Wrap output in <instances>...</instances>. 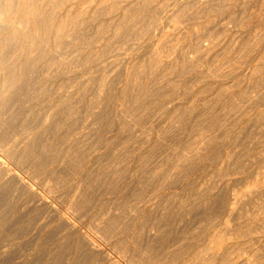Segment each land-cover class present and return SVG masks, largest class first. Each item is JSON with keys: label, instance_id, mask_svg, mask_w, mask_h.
<instances>
[{"label": "rangeland", "instance_id": "rangeland-1", "mask_svg": "<svg viewBox=\"0 0 264 264\" xmlns=\"http://www.w3.org/2000/svg\"><path fill=\"white\" fill-rule=\"evenodd\" d=\"M30 2L44 11L29 18L30 44L22 34L0 41V81L18 78L0 93V176L8 168L0 178V264H264V219L246 223L264 218V186L244 193L233 214L228 208L231 193L264 165V0ZM15 174L47 203L40 205ZM235 228L244 235L239 244L216 245Z\"/></svg>", "mask_w": 264, "mask_h": 264}, {"label": "bare ground", "instance_id": "bare-ground-1", "mask_svg": "<svg viewBox=\"0 0 264 264\" xmlns=\"http://www.w3.org/2000/svg\"><path fill=\"white\" fill-rule=\"evenodd\" d=\"M1 1V0H0ZM5 1V3H4V6L3 7H1L0 6V41H4V40H7V39H12L13 37H16V36H18L19 34H22V37H24L23 38V40H24V42H25V44H30V41H31V39L29 40V39H27V29L30 27V23H29V18H30V16L32 15V16H34L35 18H37V17H39L41 14H42V12H44V11H39L38 10V8H37V5H36V7H34L32 4H31V0H16V5H14L15 3H12V0H4ZM51 1V0H50ZM55 1V0H54ZM62 1V0H61ZM114 1V0H113ZM116 1V0H115ZM200 1V0H199ZM109 2H110V0H109ZM112 2V1H111ZM119 2H121V1H119ZM181 2V1H180ZM179 2V3H180ZM61 3V2H60ZM117 3V2H116ZM116 3L114 4V3H112V4H114V5H116ZM148 3V2H147ZM41 4V3H40ZM106 4V3H105ZM119 6H120V4L119 3H117ZM146 4V3H145ZM149 4V3H148ZM181 4V3H180ZM179 4V5H180ZM203 4V3H202ZM205 4V3H204ZM58 5V4H57ZM60 5V4H59ZM107 5V4H106ZM133 5V4H132ZM185 5V4H184ZM193 5V4H192ZM41 6V5H40ZM53 6V5H52ZM126 6V5H125ZM178 6V5H177ZM196 6V5H195ZM14 7L16 8L15 9V13H13V11H14ZM100 7V10L102 9V7L101 6H99ZM117 7V6H116ZM131 7V6H130ZM130 7H129V9H130ZM172 7V6H171ZM189 6H187V8H188ZM52 8V7H51ZM50 8V9H51ZM59 8V7H58ZM105 9H106V7H104ZM107 8H109V7H107ZM132 8V7H131ZM159 8V7H158ZM177 8V7H176ZM40 9V8H39ZM42 9V8H41ZM110 9V8H109ZM181 9V8H180ZM186 9V8H185ZM123 11H124V8L122 9ZM136 10V9H135ZM140 10V9H139ZM80 11H81V9H80ZM105 12H107L106 10H104ZM109 11H111V9L109 10ZM108 11V12H109ZM126 11H129V10H127V9H125V11L124 12H126ZM136 11H138V10H136ZM141 11V10H140ZM172 11H176V10H171V13L169 12V14H172ZM213 11V10H212ZM51 12H53V10L51 11ZM50 11H49V14L51 13ZM94 12V11H93ZM102 12V11H101ZM104 12V13H105ZM112 12H114V10L112 11ZM77 13V12H76ZM115 13V12H114ZM118 13V12H117ZM140 13V12H139ZM139 13H138V15H139ZM179 13V12H178ZM95 14V13H94ZM94 14H92V15H94ZM109 14V13H108ZM54 15V14H53ZM80 15V14H79ZM105 15H106V13H105ZM134 15V14H133ZM162 15V14H161ZM176 15V14H175ZM175 15L173 16L174 17V19H176L177 17H175ZM180 15V14H179ZM195 15V14H194ZM49 16V15H48ZM47 16V17H48ZM143 16V15H142ZM193 16V15H192ZM55 17V16H54ZM148 17V16H147ZM167 17H169L168 15L166 16V18ZM200 17V16H199ZM49 18V17H48ZM149 18V17H148ZM34 19V18H33ZM50 19V18H49ZM74 19V18H73ZM144 19V18H143ZM151 19V18H150ZM158 19V18H157ZM171 19H173V18H171ZM170 18H169V20H171ZM190 19V18H189ZM42 20V19H41ZM129 20V19H128ZM127 20V21H128ZM139 20V19H138ZM152 20V19H151ZM150 20V21H151ZM154 20H155V17H154ZM176 20H178V19H176ZM175 20V21H176ZM70 21H72V20H70ZM149 21V20H148ZM157 20H155L154 22H156ZM174 21V22H175ZM36 22H38V21H36ZM55 22V21H54ZM120 22V21H119ZM146 22H147V20H146ZM152 22V21H151ZM173 22V21H172ZM71 23V22H70ZM117 23V22H116ZM139 23V22H138ZM144 23V22H143ZM148 23H150V22H148ZM153 23V22H152ZM159 23H161V22H159ZM171 23V22H170ZM84 24V23H83ZM119 24V23H118ZM133 24V23H132ZM155 25H156V23H154ZM154 24H153V26H154ZM157 24H158V22H157ZM39 25V24H38ZM64 25V24H63ZM82 25V24H81ZM138 25V24H137ZM140 25H141V23H140ZM147 24H145V26H146ZM149 25V24H148ZM147 25V26H148ZM158 25H160V24H158ZM83 26V25H82ZM82 26H81V28H82ZM116 26H117V24H116ZM157 26V25H156ZM64 27V26H63ZM115 27V26H114ZM118 27H120L119 25H118ZM155 27V26H154ZM153 27V28H154ZM178 27H180V26H178ZM116 28V27H115ZM148 28V27H147ZM157 27H155L154 29L155 30H157L156 29ZM57 29H58V31L60 32L61 30H62V25L61 24H59L58 25V27H57ZM117 29H119V28H117ZM141 29H142V27H141ZM98 30V29H97ZM124 30V29H123ZM150 30H151V28H150ZM174 30V29H173ZM58 31H56L57 33H58ZM149 31V30H148ZM176 31V30H175ZM38 32V31H37ZM156 33H157V31H155ZM154 32V33H155ZM155 33V34H156ZM176 33V32H175ZM37 34V33H36ZM84 34V33H83ZM159 34V33H158ZM163 34V33H162ZM45 35V34H44ZM43 35V36H44ZM56 35V34H55ZM62 35V34H61ZM128 35V34H127ZM151 35V34H150ZM38 36V35H37ZM36 36V37H37ZM58 36H59V34H58ZM116 36V35H115ZM154 36V35H153ZM156 36V35H155ZM163 36V35H162ZM57 37V36H56ZM39 38V37H38ZM37 38V39H38ZM45 38V37H44ZM73 38H74V36H73ZM100 37H98V39H99ZM156 38V37H155ZM160 38V37H159ZM163 38V37H162ZM61 39V38H60ZM91 39V38H90ZM113 39V38H112ZM116 39V38H115ZM161 39V38H160ZM159 39V40H160ZM18 40V39H17ZM158 40V39H157ZM157 40H156V42H157ZM162 40V39H161ZM164 40V39H163ZM37 41V40H36ZM58 41V40H57ZM147 41H150V40H147ZM64 42V41H63ZM62 42V43H63ZM7 42H5V44H6ZM37 43V42H36ZM79 43V42H78ZM4 44V45H5ZM43 44V43H42ZM87 44H89V43H87ZM117 44V43H116ZM158 44H160V42L158 43ZM90 45V44H89ZM96 45H97V43H96ZM118 45V44H117ZM6 47H7V45H5ZM47 46V45H46ZM56 46V45H55ZM155 46V45H154ZM197 46V45H196ZM2 48H3V46H1ZM0 47V48H1ZM14 47V46H13ZM27 47V46H26ZM35 47V46H34ZM33 47V48H34ZM63 47V46H62ZM136 47V46H135ZM156 47H158V45L156 46ZM1 48V49H2ZM17 48H19V46H17ZM32 48V49H33ZM3 49H5V48H3ZM27 49V48H26ZM39 48H37V50H38ZM46 49V48H45ZM136 49V48H135ZM155 49V48H154ZM196 50H197V47H196ZM5 51V50H4ZM4 51H2V50H0V55H1V60H0V73H1V71L2 70H4V69H6V67H5V64H6V59H5V63L3 62L4 60H3V57H5L6 58V56H2V54L1 53H4ZM12 51V50H11ZM39 51V50H38ZM37 51V52H38ZM154 51V50H153ZM25 52H28L29 53V50H26ZM198 52V51H197ZM152 53V52H151ZM10 54V53H9ZM3 55H5V54H3ZM20 55H22V54H20ZM92 55V54H91ZM193 55V54H192ZM12 56V55H11ZM31 56H32V54H31ZM95 56V55H94ZM196 56V55H195ZM215 56V55H214ZM27 57V56H26ZM184 57V56H183ZM190 57H192V56H190ZM223 57V56H222ZM8 58V57H7ZM9 58H10V55H9ZM8 58V59H9ZM21 58V57H20ZM234 58V57H233ZM27 59H29V58H27ZM99 59V58H98ZM135 59V58H134ZM192 59V58H191ZM231 59V58H230ZM93 60V59H92ZM117 60V59H116ZM8 61V60H7ZM29 61V60H28ZM129 61V60H128ZM132 61V60H131ZM184 61V60H183ZM190 61V60H189ZM202 61V60H201ZM213 61V60H212ZM228 61V60H227ZM15 62V61H14ZM33 62V61H32ZM86 62V61H85ZM93 62H94V60H93ZM134 62V61H133ZM15 63H17V62H15ZM15 63H13V64H11L10 66H9V64H8V66L9 67H11L12 65L13 66H20V62H19V64H15ZM24 63V62H23ZM26 63H28V62H25L24 64H26ZM40 63V62H39ZM83 63V62H82ZM90 63V62H89ZM92 63V62H91ZM147 63H148V61H147ZM15 64V65H14ZM23 64V65H24ZM32 64V63H31ZM30 64V65H31ZM84 64V63H83ZM105 63H103V65H104ZM215 64V63H214ZM47 65V64H46ZM72 65H74V64H72ZM150 65V64H149ZM200 65V64H199ZM262 65V64H261ZM25 66V65H24ZM54 66V65H53ZM101 66H102V64H101ZM104 66H106V64L104 65ZM104 66H102V67H104ZM112 67V63H111V65L109 64V67ZM128 66H129V64H128ZM144 66V65H143ZM220 66V65H219ZM21 67V66H20ZM108 67V68H109ZM130 67V66H129ZM138 67V66H137ZM136 67V68H137ZM263 67V66H262ZM23 68V67H22ZM32 68H33V66H32ZM82 68V67H81ZM142 68V67H141ZM9 69V68H8ZM11 69V68H10ZM77 69V68H76ZM80 69V68H79ZM217 69V68H216ZM20 70V69H19ZM25 70V69H24ZM81 70V69H80ZM103 70V69H102ZM105 70V69H104ZM138 70V69H137ZM143 70V69H142ZM10 71V70H9ZM23 70L21 69V72H22ZM29 71V70H28ZM31 71V70H30ZM30 71L28 72V73H30ZM72 71V70H71ZM79 71V70H78ZM101 71V70H100ZM182 71V70H181ZM215 71V70H214ZM3 72V71H2ZM12 72H17V71H12ZM20 72V73H21ZM33 72V71H32ZM97 72V71H96ZM130 72L131 71H129V74H130ZM135 72V71H134ZM143 72V71H142ZM23 73V72H22ZM21 73V74H22ZM24 73H25V71H24ZM72 73V72H71ZM101 73V72H100ZM102 73H104V72H102ZM183 73V72H182ZM2 74H4V73H2ZM7 74V73H6ZM14 74V73H13ZM27 74V73H26ZM25 74V75H26ZM32 74V73H31ZM11 75V74H10ZM17 75V74H16ZM16 75H14L15 77H16ZM86 74H84V76H85ZM102 75V74H101ZM141 75V74H140ZM6 76V75H5ZM5 76H3V80H1L0 82V93L2 92L3 93V91L5 90L6 92H8V90H6L5 89V87L7 86V88H8V86H9V88H10V86H14L17 82H18V78L17 79H15L14 77L13 78H10V76L7 78V76L5 77ZM19 76V75H18ZM58 76V75H57ZM83 76V77H84ZM100 76V75H99ZM129 76V75H128ZM133 76V75H132ZM163 76V75H162ZM11 77H12V75H11ZM91 77V76H90ZM6 78V79H5ZM23 78V77H22ZM37 78V77H36ZM48 78H50V77H48ZM75 78H77V77H75ZM85 78V77H84ZM103 78V77H102ZM129 78V77H128ZM178 78V77H177ZM228 78V77H227ZM82 79V78H81ZM90 79V78H89ZM92 79V78H91ZM105 79H106V77H105ZM149 79V78H148ZM47 80V79H46ZM74 80V79H73ZM84 80H86V79H84ZM102 80V79H101ZM114 80V79H113ZM135 80V79H134ZM173 80V79H172ZM127 81V80H126ZM87 83L88 81H84L83 83ZM61 83V82H60ZM63 83V82H62ZM83 83H82V85H83ZM98 83V82H97ZM102 84V83H101ZM115 84H117V83H115ZM126 84V83H125ZM140 84V83H139ZM240 84V83H239ZM62 85H64V84H62ZM62 85H60V87L62 86ZM66 85V84H65ZM73 85H76V83L75 84H73ZM88 85H90V84H88ZM133 85V84H132ZM234 85V84H233ZM68 86H70V85H68ZM11 87V88H12ZM17 87H18V85H17ZM16 87V88H17ZM32 87V86H31ZM59 87V86H58ZM57 87V88H58ZM66 87H67V85H66ZM72 87H74V86H71L70 88H72ZM100 87V86H99ZM226 87H228V86H226ZM234 87V86H233ZM258 87V86H257ZM30 88V87H29ZM34 88V87H33ZM41 88V87H40ZM63 88V87H62ZM115 88V87H114ZM117 88V87H116ZM28 89V88H27ZM92 89V88H91ZM102 89H103V87H102ZM161 89V88H160ZM11 90V89H10ZM21 90V89H20ZM19 90V91H20ZM23 90V89H22ZM60 90H62V89H60ZM82 90H83V88H82ZM90 90V89H89ZM88 90V91H89ZM107 90V89H106ZM112 90H114V89H112ZM126 90V89H125ZM142 90V89H141ZM220 90V89H219ZM226 90V89H225ZM254 90V89H253ZM4 91V92H5ZM14 91V90H13ZM56 91V90H55ZM59 91V90H58ZM67 91H69V90H67ZM83 91H85V90H83ZM87 91V90H86ZM86 91H85V93H86ZM117 91V90H116ZM71 92V91H70ZM77 92V91H76ZM100 92V91H99ZM259 92V91H258ZM2 93H1V95H2ZM84 93V92H83ZM144 93V92H143ZM243 93V92H242ZM5 94V93H4ZM7 94V93H6ZM53 94V93H52ZM95 94V93H94ZM248 94V93H247ZM263 94V93H262ZM61 95H63V94H61ZM67 95H68V93H67ZM79 95H80V93H79ZM170 95V94H169ZM6 96V95H5ZM11 96V95H10ZM16 96V95H15ZM90 96H91V94H90ZM100 96V95H99ZM119 96V95H118ZM258 96V95H257ZM8 97V96H7ZM12 97V96H11ZM25 97V96H24ZM28 97V96H27ZM121 97V96H120ZM142 97V96H141ZM60 98V97H59ZM115 98V97H114ZM116 98H118V97H116ZM242 98V97H241ZM8 99V98H7ZM14 99V98H13ZM101 99V98H100ZM244 99V98H243ZM258 99V98H257ZM48 100V99H47ZM63 100V99H62ZM78 100V99H77ZM147 100V99H146ZM177 100V99H176ZM6 101V100H5ZM16 101V100H15ZM102 101V100H101ZM256 101V100H255ZM37 102V101H36ZM50 102H51V100H50ZM62 102V101H61ZM93 102V101H92ZM103 102V101H102ZM109 102V101H108ZM152 102V101H151ZM174 102H175V100H174ZM60 103V102H59ZM65 103V102H64ZM262 103V102H261ZM27 104V103H26ZM30 104V103H29ZM63 104V103H62ZM127 104V103H126ZM233 104V103H232ZM4 105V104H3ZM39 105V104H38ZM57 105H59V104H57ZM65 105V104H64ZM113 105V104H112ZM248 105V104H247ZM251 105V104H250ZM37 106V105H36ZM69 106V105H68ZM91 106V105H90ZM164 106V105H163ZM263 106V105H262ZM7 107V106H6ZM20 107V106H19ZM24 107V106H23ZM59 107V106H58ZM61 107V106H60ZM59 107V108H60ZM78 107V106H77ZM108 107V106H107ZM114 107V106H113ZM178 107V106H177ZM257 107V106H256ZM12 108V107H11ZM11 108H10V111H11ZM25 108V107H24ZM45 108V107H44ZM72 108V107H71ZM87 108V107H86ZM96 108V107H95ZM255 108V107H254ZM37 109V108H36ZM106 110H107V108H105ZM104 109V110H105ZM176 109V108H175ZM20 110V109H19ZM24 110V109H23ZM56 110V109H55ZM54 110V111H55ZM102 110V109H101ZM125 110V109H124ZM135 110V109H134ZM247 110V109H246ZM3 111V110H2ZM17 111V110H16ZM21 111V110H20ZM51 111V110H50ZM49 111V113H52L51 115H53L54 116V111H52V112H50ZM57 111V110H56ZM136 111V110H135ZM253 111V110H252ZM58 112V111H57ZM61 112V111H60ZM72 112V111H71ZM74 112V111H73ZM103 112V111H102ZM17 113V112H16ZM59 113V112H58ZM68 113V112H67ZM77 113V112H76ZM111 113H113V112H111ZM115 113V112H114ZM263 113V112H262ZM261 113V114H262ZM13 114V113H12ZM29 114V113H28ZM40 114H41V112H40ZM63 114V113H62ZM66 114V113H65ZM98 114H100V113H98ZM9 115V114H8ZM34 115V114H33ZM39 115V114H38ZM50 115V116H51ZM68 115V114H67ZM70 115H71V113H70ZM79 115V114H78ZM93 115V114H92ZM141 115V114H140ZM7 116V115H6ZM44 116V115H43ZM42 116V117H43ZM49 116V117H50ZM66 116V115H65ZM88 116V115H87ZM116 116V115H115ZM173 116V115H172ZM36 117H37V114H36ZM46 117V116H45ZM45 117H43L42 119L44 120V118ZM52 117V116H51ZM55 117V116H54ZM63 117V116H62ZM237 117V116H236ZM14 118V117H13ZM18 118V117H17ZM28 118V117H27ZM108 118V117H107ZM106 118V119H107ZM119 118H120V116H119ZM261 118V117H260ZM15 119V118H14ZM49 119V118H48ZM65 119V118H64ZM96 119V118H95ZM109 119V118H108ZM1 120V119H0ZM16 120V119H15ZM46 120H47V117H46ZM45 120V121H46ZM70 120V119H69ZM98 120V119H97ZM121 120V119H120ZM5 121V120H4ZM28 121V120H27ZM26 121V122H27ZM50 121V120H49ZM53 121V120H52ZM102 121V120H101ZM100 121V122H101ZM110 121V120H109ZM9 122V121H8ZM24 122V121H23ZM30 122V121H29ZM47 122V121H46ZM45 122V123H46ZM76 122V121H75ZM74 122V123H75ZM99 122V123H100ZM124 122V121H123ZM252 122H254V121H252ZM3 123V122H2ZM19 123V122H18ZM88 123V122H87ZM90 123V122H89ZM95 123V122H94ZM93 123V124H94ZM9 124V123H8ZM35 124V123H34ZM38 124V123H37ZM36 124V125H37ZM48 124V123H47ZM67 124V123H66ZM76 124V123H75ZM96 124H98V123H96ZM111 124V123H110ZM255 124V123H254ZM5 125V124H4ZM32 125V124H31ZM46 125V124H45ZM45 125H43V126H45ZM74 125V124H73ZM261 125V124H260ZM21 126V125H20ZM38 126V125H37ZM37 126H36V128H37ZM57 126V125H56ZM75 126V125H74ZM86 126V125H85ZM88 127H89V125H87ZM249 126V125H248ZM14 127V126H13ZM23 127V126H22ZM30 126H28V128H29ZM33 127V126H32ZM31 127V128H32ZM46 127H48V126H46ZM51 127V126H50ZM61 127V126H60ZM76 127V126H75ZM80 127H82V126H80ZM91 127V126H90ZM114 127V126H113ZM117 127V126H116ZM3 128V127H2ZM18 128V127H17ZM27 128V127H26ZM25 128V129H26ZM34 128V127H33ZM55 128V127H54ZM69 128V127H68ZM85 128V127H84ZM264 128V127H263ZM21 129V128H20ZM24 129V130H25ZM94 129V128H93ZM106 129V128H105ZM5 130H6V128H5ZM23 130V129H22ZM41 130V129H40ZM55 130V129H54ZM76 130V129H75ZM74 130V131H75ZM85 130H88V129H86L85 128ZM89 130L91 131V129L89 128ZM44 131V130H43ZM59 131V130H58ZM72 131V130H71ZM32 132V131H31ZM69 132V131H68ZM73 132V131H72ZM76 132H77V130H76ZM85 132V131H84ZM88 132V131H87ZM245 132H246V130H245ZM16 133V132H15ZM20 133V132H19ZM67 133V132H66ZM74 133V132H73ZM81 133H83V132H81ZM92 133V132H91ZM100 133V132H99ZM123 133V132H122ZM139 133V132H138ZM261 133V132H260ZM6 134V133H5ZM40 134V133H39ZM52 134V133H51ZM65 134V133H64ZM72 134V133H71ZM78 134V133H77ZM24 135V134H23ZM25 135H27V134H25ZM24 135V136H25ZM36 135V134H35ZM68 135V134H67ZM73 135V134H72ZM80 135V134H79ZM78 135V136H79ZM126 135V134H125ZM143 135V134H142ZM247 135V134H246ZM262 135H263V133H262ZM261 135V136H262ZM66 136V135H65ZM74 136V135H73ZM76 136V135H75ZM86 136V135H85ZM242 136V135H241ZM248 136V135H247ZM260 136V135H259ZM260 136V137H261ZM28 137H29V134H28ZM56 137V136H55ZM69 137V136H68ZM264 137V136H263ZM5 138V137H4ZM13 138V137H12ZM22 138V137H21ZM20 138V139H21ZM25 138H27V136L25 137ZM24 138V139H25ZM57 138V137H56ZM79 138V137H78ZM148 138V137H147ZM235 138V137H234ZM238 138V137H237ZM249 139H250V137H248ZM11 139V138H10ZM14 139V138H13ZM23 139V138H22ZM37 139V138H36ZM39 139H41V138H39ZM72 139V138H71ZM95 139H97V138H95ZM252 139V138H251ZM250 139V140H251ZM259 139V138H258ZM9 140V139H8ZM43 140V139H42ZM75 140V139H74ZM73 140V141H74ZM243 140V139H242ZM260 140V139H259ZM35 141V140H34ZM63 141V140H62ZM72 141V140H71ZM77 141H78V139H77ZM106 141V140H105ZM240 141V140H239ZM245 141V140H244ZM248 141V140H247ZM246 141V142H247ZM261 141V140H260ZM43 142V141H42ZM50 142V141H49ZM103 142V141H102ZM203 142V141H202ZM259 142V141H258ZM19 143V142H18ZM23 143H24V141H23ZM26 143V142H25ZM51 143V142H50ZM71 143V142H70ZM2 144V143H1ZM1 144H0V146H1ZM8 144V143H7ZM17 144V143H16ZM29 145H30V143H28ZM37 144V143H36ZM36 144H35V146H36ZM56 144V143H55ZM63 144V143H62ZM62 144H61V146H62ZM75 144V143H74ZM18 145V144H17ZM49 145V144H48ZM52 145V144H51ZM73 145V144H72ZM235 145V144H234ZM5 146V145H4ZM7 146V145H6ZM12 146V145H11ZM27 146V145H26ZM25 146V147H26ZM60 146V145H59ZM67 146H69V145H67ZM79 146H80V144H79ZM112 146V145H111ZM263 146V145H262ZM33 147V146H32ZM52 147V146H51ZM54 147V146H53ZM56 147V146H55ZM65 147V146H64ZM93 147V146H92ZM238 147H240V146H238ZM254 147V146H253ZM8 148V147H7ZM20 148V147H19ZM23 148V147H22ZM58 148H60V147H58ZM57 148V149H58ZM245 148V147H244ZM2 149H3V147H2ZM36 149V148H35ZM47 149V148H46ZM71 149V148H70ZM72 149H74V147L72 148ZM138 149V148H137ZM232 149H234V146H233V148ZM19 150V149H18ZM25 150V149H24ZM24 150H22V151H24ZM50 149H48V151H49ZM55 150V149H54ZM63 150V149H62ZM116 150V149H115ZM243 150V149H242ZM10 151H13V150H10ZM64 151H65V149H64ZM237 151H239V150H237ZM246 151V150H245ZM249 151V150H248ZM54 152V151H53ZM63 152V151H62ZM69 152V151H68ZM75 152V151H74ZM91 152V151H90ZM145 152V151H144ZM254 152V151H253ZM261 152V151H260ZM7 153V152H6ZM16 153V152H15ZM24 153V152H23ZM27 153V152H26ZM67 153V152H66ZM96 153V152H95ZM109 153V152H108ZM18 154V153H17ZM16 154V155H17ZM41 154V153H40ZM89 154V153H88ZM103 154V153H102ZM239 154V153H238ZM241 154V153H240ZM4 155V154H3ZM6 155V154H5ZM25 155V154H24ZM39 155V154H38ZM43 155V154H42ZM48 155V154H47ZM52 155V154H51ZM67 155V154H66ZM91 155V154H90ZM107 155V154H106ZM106 155H105V157H106ZM58 156V155H57ZM219 156V155H218ZM240 156V155H239ZM253 156V155H252ZM28 157H29V155H28ZM33 157V156H32ZM77 157H78V155H77ZM237 157V156H236ZM248 157V156H247ZM12 158V157H11ZM231 158V157H230ZM9 159V158H8ZM39 158H37V160H38ZM61 159V158H60ZM242 159V158H241ZM247 159V158H246ZM254 159V158H253ZM30 160V159H29ZM8 161V160H7ZM11 161V160H10ZM63 161V160H62ZM0 162H2V161H0ZM13 162V161H12ZM26 162H28V160L26 161ZM66 162V161H65ZM258 162V161H257ZM14 163V162H13ZM18 163V162H17ZM35 163V162H34ZM63 163V162H62ZM61 163V164H62ZM67 163V162H66ZM72 163V162H71ZM109 163V162H108ZM12 164V163H11ZM28 164V163H27ZM39 164V163H38ZM81 164H83V163H81ZM235 164V163H234ZM233 164V165H234ZM5 164L3 163L2 165H0V167L1 168H3V167H5L4 166ZM15 165H16V163H15ZM74 165V164H73ZM237 165V164H236ZM34 166V165H33ZM71 166V165H70ZM78 166V165H77ZM231 166V165H230ZM31 166H29V168H30ZM57 167V166H56ZM63 167V166H62ZM68 167V166H67ZM73 167V166H72ZM234 167V166H233ZM246 167V166H245ZM260 167V166H259ZM258 167V170H256L257 172H256V175H254L253 177H254V179H251L252 181L251 182H247L248 184L245 186V188L242 190V191H237V190H235V191H233L232 192V190H231V195H230V203H229V201H228V203L230 204L229 206H228V208H229V210L232 212V210H234L235 209V206H236V203H237V201H241V197L243 198V194L245 193V194H247L246 192H250L251 190H252V192H254L253 191V189H255V191H258V189L260 188V187H262V186H264L263 184H264V165H262L260 168ZM7 168V167H6ZM226 168V167H225ZM8 169V168H7ZM7 169H5V171H7ZM59 169V168H58ZM68 169V168H67ZM232 169V168H231ZM239 169V168H238ZM17 170V169H16ZM22 170V169H21ZM28 170V169H27ZM63 170V169H62ZM61 170V171H62ZM240 170V169H239ZM245 170V169H244ZM253 170V169H252ZM4 171V173L6 174V172ZM58 171V170H57ZM66 171V170H65ZM214 171V170H213ZM221 171V170H220ZM229 171V170H228ZM249 171V170H248ZM13 172V171H12ZM31 172V171H30ZM55 172H56V170H55ZM92 172V171H91ZM234 172V171H233ZM3 173V170H2V172H1V174ZM3 173V174H4ZM8 173V172H7ZM52 173V172H51ZM247 173V172H246ZM254 173V172H253ZM2 174V175H3ZM4 174V175H5ZM11 174V173H10ZM10 174H8V175H10ZM59 174V173H58ZM57 174V175H58ZM99 174V173H98ZM104 174H105V172H104ZM214 174V173H213ZM226 174V173H225ZM228 174V173H227ZM226 174V175H227ZM235 174H237V173H235ZM234 174V175H235ZM1 175V176H2ZM3 175V176H4ZM39 175V174H38ZM44 175V174H43ZM83 175V174H82ZM229 175V174H228ZM227 175V176H228ZM232 175V174H231ZM230 175V176H231ZM1 176H0V178H1ZM6 176V175H5ZM11 176V175H10ZM37 176V175H36ZM52 176V175H51ZM62 176V175H61ZM64 176V175H63ZM75 176V175H74ZM73 176V177H74ZM109 176V175H108ZM32 177V176H31ZM219 177V176H218ZM242 177V176H241ZM251 177V176H250ZM252 177V178H253ZM15 178L17 179V181L19 182V184L21 185L22 184V187L24 188V189H26L27 190V192L28 193H31V194H33L34 196H36L37 197V199H38V201L40 202V205H41V203H42V205H43V203L45 204V203H47L45 200L46 199H44L42 196H40V194L41 193H37L35 190H34V188H32V187H34V186H30L27 182L26 183H20V180L18 179V177L16 176V174L15 175H13V179L15 180ZM30 178V177H29ZM49 178V177H48ZM52 178V177H51ZM77 178V177H76ZM7 179H8V177H7ZM11 179L12 178H10V182H11ZM21 179V178H20ZM74 179V178H73ZM78 180H79V178H77ZM100 179V178H99ZM2 180H4V179H2ZM24 180V179H23ZM84 180V179H83ZM86 180V179H85ZM223 180V179H222ZM8 181V180H7ZM22 181V180H21ZM26 181V180H25ZM70 181V180H69ZM98 181H100V180H98ZM2 182V181H1ZM10 182L8 181V183L10 184ZM78 182H80V181H78ZM85 182V181H84ZM113 182V181H112ZM207 182V181H206ZM219 182V181H218ZM114 183V182H113ZM234 183V182H233ZM12 184H13V182H12ZM16 184V183H15ZM31 184V183H30ZM75 184H76V181H75ZM226 184V183H225ZM17 185V184H16ZM40 185V184H39ZM54 185V184H53ZM56 185V184H55ZM80 185V184H79ZM78 184H77V186H79ZM82 185H83V183H82ZM110 185V184H109ZM5 187H6V185H4ZM41 186V185H40ZM45 186V185H44ZM58 186V185H57ZM77 186H76V188L75 189H77ZM218 186V185H217ZM10 187V186H9ZM14 187V186H13ZM19 187V186H18ZM60 186H58V188H59ZM71 187V186H70ZM96 187V186H95ZM101 187V186H100ZM2 188V187H1ZM45 188V187H44ZM67 189V188H66ZM81 189V188H80ZM203 189V188H202ZM211 189V188H210ZM257 189V190H256ZM261 189H263V187L261 188ZM71 190V189H70ZM84 190V189H83ZM91 190V189H90ZM213 190V189H212ZM15 191V190H14ZM77 191V190H76ZM75 191V192H76ZM82 191V190H81ZM91 191H93V190H91ZM10 192V191H9ZM44 192V191H43ZM47 192V191H46ZM115 192V191H114ZM213 192V191H212ZM251 192V193H252ZM262 192V190L259 192V193H261ZM48 193V192H47ZM97 193H99V192H97ZM102 193H104V192H102ZM258 193V192H257ZM262 193H264V190H263V192ZM79 194V193H78ZM215 194V193H214ZM221 194V193H220ZM4 195V194H3ZM45 195V194H44ZM210 195V194H209ZM216 195V194H215ZM249 195H251V194H249ZM258 195V194H257ZM86 196H87V194H86ZM101 196V195H100ZM138 196V195H137ZM253 196V195H252ZM97 197H98V195H97ZM96 197V198H97ZM221 197V196H220ZM247 197V196H246ZM90 198H92V197H90ZM199 198V197H198ZM240 198V199H239ZM249 198V197H248ZM257 198V197H256ZM221 199V198H220ZM259 200V199H258ZM60 201V200H59ZM201 201V200H200ZM5 202H7V201H5ZM19 202V201H18ZM24 202V201H23ZM224 202V201H223ZM4 203V202H3ZM25 203V202H24ZM97 203V202H96ZM100 203V202H99ZM198 203V202H197ZM242 203V202H241ZM246 203H247V201H246ZM36 204V203H35ZM67 204V203H66ZM111 204V203H110ZM202 204V203H201ZM23 205V204H22ZM38 205V204H37ZM36 205V206H37ZM59 205V204H58ZM243 205H244V203H243ZM17 206V205H16ZM32 206V205H31ZM45 206V205H44ZM47 206H49V204L47 205ZM105 206V205H104ZM193 206V205H192ZM242 206V205H241ZM13 207V206H12ZM46 207V206H45ZM92 207V206H91ZM212 207H214V206H212ZM14 208V207H13ZM48 208V207H47ZM77 208V207H76ZM201 208V207H200ZM206 208H208V207H206ZM263 208V207H262ZM85 209V208H84ZM90 209V208H89ZM32 210V209H31ZM55 210V209H54ZM200 210V209H199ZM214 210V209H213ZM236 210H238V209H236ZM243 210V209H242ZM249 210V209H248ZM11 211V210H10ZM29 211H30V209H29ZM52 211V210H51ZM108 211V210H107ZM178 211V210H177ZM191 211V210H190ZM203 211V210H202ZM208 211V210H207ZM227 211V213H228V210H226ZM225 211V212H226ZM113 212H115L114 210H113ZM193 212V211H192ZM210 212V211H209ZM218 212V211H217ZM234 212V211H233ZM233 212H232V214H233ZM260 212V211H259ZM30 213V212H29ZM61 213V212H60ZM80 213V212H79ZM216 213V212H215ZM242 213V212H241ZM56 214V213H55ZM54 214V215H55ZM62 214V213H61ZM98 214V213H97ZM100 214V213H99ZM206 214V213H205ZM236 214H237V212H236ZM246 214V213H245ZM254 214V213H253ZM34 215V214H33ZM69 215V214H68ZM118 215V214H117ZM197 215V214H196ZM37 216V215H36ZM71 216V215H70ZM98 216V215H97ZM201 216V215H200ZM241 216V215H240ZM60 217V216H59ZM108 217V216H107ZM113 217V216H112ZM176 217V216H175ZM219 217V216H218ZM224 217V216H223ZM236 217V216H235ZM243 217V216H242ZM263 217V216H262ZM260 218V221H258L259 220V216L258 215H253L251 218H249V219H247V221H246V223L249 225V224H252V223H256V222H261V219H264V218ZM37 218V217H36ZM43 218V217H42ZM60 218H62V217H60ZM64 218H66V217H64ZM95 218V217H94ZM98 219V218H97ZM206 219V218H205ZM204 219V220H205ZM61 220V219H60ZM65 220V222L70 226V228L71 227H73L72 229H74L75 228V226L68 220V219H64ZM191 220V219H190ZM208 220V219H207ZM58 221V220H57ZM97 221V220H96ZM105 220H103V222H104ZM184 221V220H183ZM230 221V220H229ZM264 221V220H263ZM262 221V222H263ZM3 222V221H2ZM117 222V221H116ZM172 222V221H171ZM189 222V221H188ZM197 222V221H196ZM234 222V221H233ZM29 223V222H28ZM80 223V222H79ZM228 223H230V222H227V221H225V225L226 226H228ZM222 224V223H221ZM254 224H252V225H254ZM43 225H45V224H43ZM62 225V224H61ZM168 225V224H167ZM225 225H223V226H225ZM230 225V224H229ZM241 225V224H240ZM239 225V226H240ZM251 225V226H252ZM256 225H258V223H256ZM11 226V225H10ZM47 226V225H46ZM100 226V225H99ZM129 226V225H128ZM231 226V225H230ZM243 226V225H242ZM246 227H247V225H245ZM264 226V225H263ZM58 227V226H57ZM56 227V228H57ZM108 227V226H107ZM154 227H156V226H154ZM178 227V226H177ZM195 227V226H194ZM232 227L233 226H231V229H232ZM235 227V226H234ZM238 227V226H237ZM244 227V226H243ZM257 227V226H256ZM262 227V226H261ZM27 228V227H26ZM88 228V227H87ZM254 229L255 228V226H253V227H251L250 229ZM44 229V228H43ZM78 229V228H77ZM97 229V228H96ZM197 229V228H196ZM229 229V228H228ZM230 229V230H231ZM237 228H235V230H236ZM239 229V228H238ZM237 229V230H238ZM240 229H242V227H240ZM244 229V228H243ZM242 229V230H243ZM249 229V230H250ZM35 230V229H34ZM80 230V229H79ZM108 230V229H107ZM167 230V229H166ZM189 230V229H188ZM203 230V229H202ZM214 230V229H213ZM237 230H236V232L235 233H233L234 232V230H233V232L231 233V232H227V229H226V231H225V233H222L220 236H218V241H217V243H216V245H218V244H220L221 242H224V241H227V242H225L226 244L228 243V244H231L232 246L234 245H237V244H235V242L237 241V243L239 244V240L241 239V238H239V240H238V237H240V236H242L243 234L241 233L242 231H240V230H238V231H240L239 233L237 232ZM246 230H247V228H246ZM31 231H33V230H31ZM62 231V230H61ZM66 231V230H65ZM81 231V230H80ZM94 231V230H93ZM124 231V230H123ZM160 231V230H159ZM179 231V230H178ZM195 231V230H194ZM244 231V230H243ZM254 231V230H253ZM35 232V231H34ZM57 232V231H56ZM122 232V231H121ZM158 232V231H157ZM223 232V231H222ZM244 232H246V231H244ZM243 232V233H244ZM256 232H258V231H256ZM20 233V232H19ZM215 233V232H214ZM213 233V234H214ZM240 233L242 234V235H240ZM247 236H249V234H248V230H247ZM254 233V232H253ZM251 233L252 235H255L256 233ZM21 234V233H20ZM37 234V233H36ZM61 234V233H60ZM86 234V233H85ZM91 234H92V232H91ZM148 234V233H147ZM169 234V233H168ZM190 234V233H189ZM218 234V233H217ZM12 235V234H11ZM26 235V234H25ZM204 235V234H203ZM257 235V234H256ZM255 235V236H256ZM259 235V234H258ZM47 236V235H46ZM163 236V235H162ZM244 236V235H243ZM242 236V237H243ZM246 236V235H245ZM251 236V235H250ZM42 237V236H41ZM55 237V236H54ZM86 236H84V238H85ZM217 237V236H216ZM253 237V236H252ZM21 238V237H20ZM52 238V237H51ZM92 238V237H91ZM90 238V236L88 237H86L85 239H87L86 241H87V243H88V245L90 246V248H92V249H94V250H100V247H98L97 245H96V243L92 240ZM138 238V237H137ZM163 238V237H162ZM180 238V237H179ZM256 238H259L260 239V236L259 237H256ZM6 239V238H5ZM177 239V238H176ZM235 241L234 242V244L233 243H229L228 241L230 240V241ZM243 239V238H242ZM241 239V240H242ZM246 239V238H245ZM250 239V238H249ZM252 239V238H251ZM24 240V239H23ZM210 240V239H209ZM261 240H262V238H261ZM264 240V239H263ZM96 241V240H95ZM168 241V240H167ZM211 241V240H210ZM215 241V240H214ZM213 240H212V242H214ZM253 242H254V240H252ZM256 241V240H255ZM258 241L259 240H257V244H259L258 243ZM45 242V241H44ZM251 242V241H250ZM260 242V241H259ZM11 243V242H10ZM76 243V242H75ZM79 243V242H78ZM179 243V242H178ZM255 243V242H254ZM38 244H40V243H38ZM59 244V243H58ZM153 244V243H152ZM185 244V243H184ZM215 244V243H214ZM225 244V245H226ZM256 244V245H257ZM25 245V244H24ZM81 245H83V244H81ZM106 245V244H105ZM141 245V244H140ZM221 245V244H220ZM230 245V246H231ZM250 245V244H249ZM139 246V245H138ZM219 246V245H218ZM7 247V246H6ZM58 247V246H57ZM71 247V246H70ZM133 247V246H132ZM161 247V246H160ZM217 247V246H216ZM223 247H224V244H223ZM228 247V246H227ZM260 246L258 245V248H259ZM62 248V247H61ZM163 248V247H162ZM161 248V249H162ZM193 248V247H192ZM222 248V247H221ZM246 248V247H245ZM8 249V248H7ZM42 249V248H41ZM214 250V249H217V248H213V247H211V250ZM234 249V248H233ZM3 250V249H2ZM13 250V249H12ZM30 250V249H29ZM102 250V249H101ZM137 250V249H136ZM218 250V249H217ZM216 250V251H217ZM8 251H9V249H8ZM107 251V250H106ZM158 251V250H157ZM162 251H164V250H162ZM215 251V252H216ZM5 252V251H4ZM4 252H2V254L4 253ZM65 252V251H64ZM101 252H103V251H101ZM212 252V251H211ZM230 252V251H229ZM258 252V251H257ZM260 252V251H259ZM10 253V252H9ZM12 253V252H11ZM165 253V252H164ZM250 253V252H249ZM264 253V252H263ZM45 254V253H44ZM94 254V253H93ZM132 254V253H131ZM15 255V254H14ZM53 255V254H52ZM157 255V254H156ZM225 255V254H224ZM4 256V255H3ZM66 256V255H65ZM74 256V255H73ZM153 256V255H152ZM221 256H222V254H221ZM259 256H261L260 254H259ZM56 257V256H55ZM63 257V256H62ZM61 257V258H62ZM102 257V256H101ZM256 257V256H255ZM82 258V257H81ZM100 258V257H99ZM104 258H106V257H104ZM260 258V257H259ZM1 259V258H0ZM35 259V258H34ZM57 259V258H56ZM108 259V258H107ZM110 259V258H109ZM7 260H8V258H7ZM132 260V259H131ZM157 260V259H156ZM72 261V260H71ZM109 261V260H108ZM142 261V260H141ZM254 261V260H253ZM28 262V261H27ZM110 262H111V259H110ZM109 262V263H110ZM256 262V261H255ZM260 262V261H259ZM15 263V262H14ZM101 263V262H100ZM114 263V262H113ZM112 263V264H113ZM226 263V262H225ZM3 264V263H2ZM27 264V263H26ZM53 264V263H52ZM94 264V263H93ZM173 264V263H172ZM262 264V263H261Z\"/></svg>", "mask_w": 264, "mask_h": 264}]
</instances>
